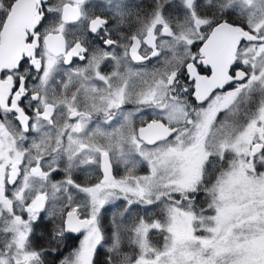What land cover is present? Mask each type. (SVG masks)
Masks as SVG:
<instances>
[{"label":"snow or ice","instance_id":"obj_1","mask_svg":"<svg viewBox=\"0 0 264 264\" xmlns=\"http://www.w3.org/2000/svg\"><path fill=\"white\" fill-rule=\"evenodd\" d=\"M0 264H264V0H0Z\"/></svg>","mask_w":264,"mask_h":264},{"label":"rangeland","instance_id":"obj_2","mask_svg":"<svg viewBox=\"0 0 264 264\" xmlns=\"http://www.w3.org/2000/svg\"><path fill=\"white\" fill-rule=\"evenodd\" d=\"M144 170H145L144 167H142V168L139 170V174H144ZM122 174H123V169H122V167H118V168L116 169V175L119 176V175H122ZM80 175H81V179H83V175H84V174L81 173ZM77 242H78V241H76V243H77ZM76 243H75V244H76ZM74 246H75V245H74ZM74 246H73V247H74ZM71 248H72V247H71ZM71 248H70V249H71ZM70 249H69V250H70Z\"/></svg>","mask_w":264,"mask_h":264},{"label":"trees","instance_id":"obj_3","mask_svg":"<svg viewBox=\"0 0 264 264\" xmlns=\"http://www.w3.org/2000/svg\"><path fill=\"white\" fill-rule=\"evenodd\" d=\"M68 244H69V248L72 247V246L74 245V243L71 242V241H69Z\"/></svg>","mask_w":264,"mask_h":264},{"label":"flooded vegetation","instance_id":"obj_4","mask_svg":"<svg viewBox=\"0 0 264 264\" xmlns=\"http://www.w3.org/2000/svg\"><path fill=\"white\" fill-rule=\"evenodd\" d=\"M115 174H116V172H115ZM69 241H71V242H75L74 240H72V239H70Z\"/></svg>","mask_w":264,"mask_h":264}]
</instances>
